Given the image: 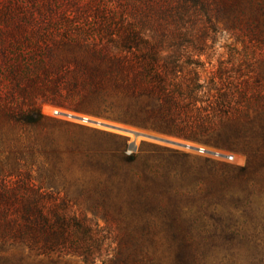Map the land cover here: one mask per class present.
<instances>
[{"label":"trees","instance_id":"obj_1","mask_svg":"<svg viewBox=\"0 0 264 264\" xmlns=\"http://www.w3.org/2000/svg\"><path fill=\"white\" fill-rule=\"evenodd\" d=\"M163 1L148 8L174 23L172 30L158 25L147 33L143 19L108 23L121 53L105 55V69L91 73L93 79L107 77L115 89L116 98L104 102L116 110L119 122L241 154L246 163H223V169L209 170L193 187H182L172 183L177 176L170 169L155 164L153 151L129 153L127 136L97 130L114 145L85 154L86 166L96 173L95 209L114 208L141 221L142 236L151 233L154 217L160 218L174 239L167 245L171 264H264V196L253 189L264 178V114L246 112L252 104L245 99L246 89L238 91V99L229 85L201 82L197 73L184 72L180 54L163 56L165 48L173 47L175 53L190 42L193 14H210L214 6L221 17L234 3ZM55 94L52 102L63 106L57 99L62 93ZM259 101L264 103L261 97ZM34 111L37 117L30 110L17 120L43 129V115ZM161 149L169 153L164 159L174 155L169 147ZM33 170L1 178L0 264H61L66 258L85 264H163L157 245L136 238L133 230L127 235L135 240L114 246L111 228L73 210ZM31 257L38 263L27 259Z\"/></svg>","mask_w":264,"mask_h":264},{"label":"rangeland","instance_id":"obj_2","mask_svg":"<svg viewBox=\"0 0 264 264\" xmlns=\"http://www.w3.org/2000/svg\"><path fill=\"white\" fill-rule=\"evenodd\" d=\"M158 1L0 0V181L32 167L33 176L66 198L73 210L111 228L114 246L138 238L157 245L163 264H171L167 245L174 239L165 233L160 218L154 217L151 233L142 236L141 221L120 215L114 208L95 209L96 173L85 164V154L114 145L97 130L125 135L128 143L136 140L128 132L91 121L140 129L114 119L116 110L104 102L116 98L112 83L102 74L95 79L91 76L95 68L105 69V55L121 53L107 25L143 19L147 33L158 25L172 30L174 23L148 8ZM225 1L234 4L224 16L218 17L214 6L210 14H193L194 23L189 24L193 32L187 37L190 42L175 53V48H165L163 56L180 54L184 72L191 71V76L197 73L201 82L225 83L238 99V91L246 89L245 99L252 101L246 112L252 116L264 114V103L259 101L260 97L264 101V0ZM56 90L62 93L57 99L63 106L52 102ZM35 109L46 122L43 129L17 120L30 110V115L37 117ZM55 110L65 114L56 116ZM83 115L93 120H84ZM164 137L190 146L141 138L136 150L128 152L153 151L155 164H162L177 176L171 180L174 185L193 187L201 177L209 175V170L223 169V163H246L241 154ZM198 145L204 150H197ZM162 147H169L174 155L164 159V154L169 153H164ZM256 185L253 189L264 196V178ZM137 225L139 229H135ZM130 230L138 232L136 238L127 235ZM27 259L32 263L39 261L34 257ZM61 264L85 263L66 258Z\"/></svg>","mask_w":264,"mask_h":264},{"label":"water","instance_id":"obj_3","mask_svg":"<svg viewBox=\"0 0 264 264\" xmlns=\"http://www.w3.org/2000/svg\"><path fill=\"white\" fill-rule=\"evenodd\" d=\"M103 125L112 127L114 129H118L121 131H125L128 133H133L135 135L136 138L138 137H142V138H149V139H155V140H159L168 144H174V145H184V146H190L186 143H181L179 141L173 140L169 137H164V136H160V135H156L148 130H143V129H136V128H128V127H120V126H116V125H110V124H105V123H101ZM130 150H136L137 148V141L135 140L134 142H131L129 145ZM197 150L202 151L204 150V147L201 145H198L195 147Z\"/></svg>","mask_w":264,"mask_h":264},{"label":"bare ground","instance_id":"obj_4","mask_svg":"<svg viewBox=\"0 0 264 264\" xmlns=\"http://www.w3.org/2000/svg\"><path fill=\"white\" fill-rule=\"evenodd\" d=\"M70 115H71V113H69ZM75 117V116H74ZM81 118H83L84 120H89L90 118L89 117H87V116H81ZM90 120H93V119H90ZM92 123H95V124H101L102 123V121H100V120H97V119H95L94 121H91ZM125 132V131H124ZM133 138H135L136 139V141L138 142L142 137H138V138H136L135 137V135L133 134V133H129Z\"/></svg>","mask_w":264,"mask_h":264},{"label":"built area","instance_id":"obj_5","mask_svg":"<svg viewBox=\"0 0 264 264\" xmlns=\"http://www.w3.org/2000/svg\"><path fill=\"white\" fill-rule=\"evenodd\" d=\"M53 114L56 115V116H61L62 114H65V113L60 112V111H58V110H55V111L53 112Z\"/></svg>","mask_w":264,"mask_h":264}]
</instances>
